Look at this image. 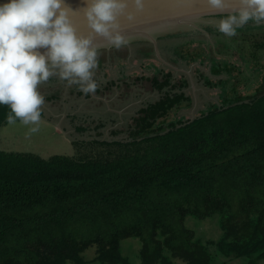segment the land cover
Masks as SVG:
<instances>
[{"label": "trees", "instance_id": "16d2710c", "mask_svg": "<svg viewBox=\"0 0 264 264\" xmlns=\"http://www.w3.org/2000/svg\"><path fill=\"white\" fill-rule=\"evenodd\" d=\"M211 72L227 75L221 105L157 126L188 102L183 92L167 94L138 112L129 142L103 143L107 158L0 149V264H90L92 247L93 262L131 264L127 239L140 242V264L264 262V84L247 96L234 86L230 96L229 65L215 63ZM163 77L155 89L175 88L172 73ZM9 112L0 105V128ZM210 220L221 235L205 244L193 223Z\"/></svg>", "mask_w": 264, "mask_h": 264}, {"label": "rangeland", "instance_id": "374dc122", "mask_svg": "<svg viewBox=\"0 0 264 264\" xmlns=\"http://www.w3.org/2000/svg\"><path fill=\"white\" fill-rule=\"evenodd\" d=\"M262 26L264 24L257 26L250 22L239 29L234 37L213 31L210 38L197 32L160 39L161 57L177 69L182 68L183 72L180 73L165 65L154 53L150 43H139L141 48L137 51L129 46L119 50H100V66L96 70L95 79L100 83L102 94L85 96L75 85L68 87L58 76L52 77L39 86V91L45 97L43 111L52 120L45 121L42 118L40 130L35 134H29L31 126L21 122L0 128V149L14 153H31L43 159L53 156H67L78 160L101 156L107 158L108 151L106 147H102L103 143L129 142L130 132L135 130L134 119L138 117V111L148 104H155L167 94L179 93L184 83L187 87L181 90L192 102H184L175 107L166 117L158 120L157 126L164 124L167 127L182 119L194 120L210 106L221 105L224 85H221L220 79L225 80L227 75L211 76L210 69L215 63L228 64L232 70L229 74L230 81L225 86L230 96H233L234 86L237 87L239 95L255 94L264 84V50L257 51L254 47L259 44L256 41H264ZM253 27L256 29L251 30ZM145 49L149 51L150 58L146 57V52H142ZM254 53L259 61L255 59ZM197 56L200 59L193 61ZM155 69L163 70L166 74L172 73L173 83L178 85L160 92L149 81H138L140 75L152 79ZM204 76H209L211 81L205 80ZM106 79L109 82H118L121 87L118 88L115 83L105 87L101 81L105 82ZM103 95L109 98L108 102L111 104L108 106L102 105L101 100L97 99L103 98ZM193 226L205 244L211 240L218 241L221 235L216 220L199 225L193 223ZM123 243L124 256L131 264H140V242L127 239ZM211 250L215 252L214 247ZM96 256L97 248L92 247L86 251L84 258L90 264H98L93 262ZM247 262L246 258L229 260L217 256L214 264Z\"/></svg>", "mask_w": 264, "mask_h": 264}, {"label": "clouds", "instance_id": "9594fccd", "mask_svg": "<svg viewBox=\"0 0 264 264\" xmlns=\"http://www.w3.org/2000/svg\"><path fill=\"white\" fill-rule=\"evenodd\" d=\"M143 11L145 0H132ZM210 7L227 11L217 30L234 37L250 22L264 24V0H207ZM129 0H88L84 14L93 30L80 35L72 22V9L65 0H8L0 4V105L10 108L6 122L30 125L29 134L39 132L46 115L45 97L39 86L58 76L66 86H76L85 96L95 94L100 45L97 35L119 50L129 45L121 32L119 17ZM129 20L134 19L127 13ZM39 49H45L44 52ZM46 120V119H45Z\"/></svg>", "mask_w": 264, "mask_h": 264}, {"label": "water", "instance_id": "95a60500", "mask_svg": "<svg viewBox=\"0 0 264 264\" xmlns=\"http://www.w3.org/2000/svg\"><path fill=\"white\" fill-rule=\"evenodd\" d=\"M8 0H0L4 4ZM237 3V0H232ZM65 5L72 9V22L78 34L87 36L92 33L84 9L88 0H65ZM127 13H132L134 19L129 20ZM228 15L227 11L210 7L207 0H145L143 11L135 8L129 0L127 12L119 17L121 32L129 39V47L136 43H150L154 46L157 57L171 69H176L161 57L159 40L166 37L202 33L208 38L211 32H217L220 20ZM96 43L100 50H111L113 47L97 35ZM44 52L45 49H39Z\"/></svg>", "mask_w": 264, "mask_h": 264}, {"label": "crops", "instance_id": "0c3cea01", "mask_svg": "<svg viewBox=\"0 0 264 264\" xmlns=\"http://www.w3.org/2000/svg\"><path fill=\"white\" fill-rule=\"evenodd\" d=\"M130 68H133V66L132 65H130ZM160 71H162V70H157V69H155V73H154V77L151 79L150 77L149 78H147V77H144V76H138V81H140V82H143V81H149L150 83H151V85H153V80L156 78V79H158L160 82H162V81H164V75L166 74H161L160 73ZM179 73L180 72H183V70H182V68H178V70H177ZM160 76H162V79H160ZM172 78H173V74H172ZM104 81V80H103ZM113 83H115L114 85L115 86H117L118 88H120L121 87V85L118 83V82H115V81H111V82H109V80L108 79H106V81L105 82H102L101 81V84H103L105 87H109V85L111 84H113ZM174 85L173 86H175L176 87V85H178V84H175V83H173ZM180 84V83H179ZM99 85H100V83H99ZM113 87V86H112ZM166 89H168V88H166ZM166 89H164V90H166ZM103 90L101 89V87L98 89V91L96 92L97 94H102L101 92H102ZM170 91H168V93H169ZM180 93H182V90L181 89H179V93H177V94H180ZM185 95H186V93L185 92H183ZM176 94V93H175ZM90 95H92V94H90ZM104 97L103 98H97V99H99V100H101V104L102 105H104V106H108V104H111L110 102H108L109 100V98H107L105 95H103ZM186 97L188 98V101L189 102H192V99L190 98V97H188L187 95H186ZM45 112V111H44ZM46 115V114H45ZM69 115V114H68ZM70 116V115H69ZM71 116H73V115H71ZM74 116H77V115H75L74 114ZM73 116V117H74ZM79 117H85V116H89V115H83V116H81V115H78ZM90 117H93L94 118V116H90ZM44 119V118H43ZM46 119V120H45ZM45 121H51L52 120V118L51 117H49V115H47L46 117H45ZM58 124V123H57ZM72 126H70V128H71ZM72 129V128H71Z\"/></svg>", "mask_w": 264, "mask_h": 264}, {"label": "flooded vegetation", "instance_id": "af4514ba", "mask_svg": "<svg viewBox=\"0 0 264 264\" xmlns=\"http://www.w3.org/2000/svg\"><path fill=\"white\" fill-rule=\"evenodd\" d=\"M162 40H163V39H162ZM130 48H132V49H134V50L136 49V51H137V50H139V49L141 48V44L136 43V44L132 45ZM153 48H154V46H153ZM142 49H144V48H142ZM148 49H149V48H148ZM132 52H134V51H132ZM142 52H143V53H144V52H147V50L145 49V50H143ZM148 52H149V51H148ZM154 53L156 54V52H155V48H154ZM100 60H101V59H100ZM171 63H172V62H171ZM212 67H213V66H211V69H212ZM211 69H210V74H211V76H213V75H212V72H211ZM222 76H223V75H222ZM222 76H221V77H222ZM208 77H209V76H208ZM217 77H219V76H217ZM221 79H222V78H221ZM217 86L219 87L220 85H217ZM153 87H154V84H153ZM220 87H221V86H220ZM154 88H155V87H154ZM156 90H157V89H156ZM162 99H163V98H162ZM162 99H161V100H162ZM159 101H160V100H159ZM159 101H158V102H159ZM148 105H149V104H148ZM148 105H147V106H148ZM147 106H144L143 108H146ZM143 108H142V109H143ZM140 110H141V109H140ZM140 110H139V111H140ZM139 111H138V112H139Z\"/></svg>", "mask_w": 264, "mask_h": 264}]
</instances>
